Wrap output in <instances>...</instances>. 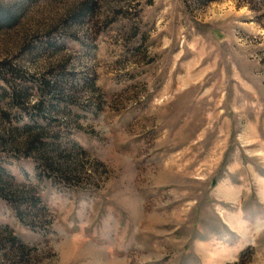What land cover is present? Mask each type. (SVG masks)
<instances>
[{
    "label": "rangeland",
    "instance_id": "obj_1",
    "mask_svg": "<svg viewBox=\"0 0 264 264\" xmlns=\"http://www.w3.org/2000/svg\"><path fill=\"white\" fill-rule=\"evenodd\" d=\"M0 264H264V0H0Z\"/></svg>",
    "mask_w": 264,
    "mask_h": 264
}]
</instances>
